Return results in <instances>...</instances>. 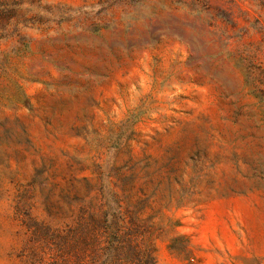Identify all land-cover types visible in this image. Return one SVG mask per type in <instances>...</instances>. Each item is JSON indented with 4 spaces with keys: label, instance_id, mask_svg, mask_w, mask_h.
Masks as SVG:
<instances>
[{
    "label": "rangeland",
    "instance_id": "obj_1",
    "mask_svg": "<svg viewBox=\"0 0 264 264\" xmlns=\"http://www.w3.org/2000/svg\"><path fill=\"white\" fill-rule=\"evenodd\" d=\"M116 205L264 264V0H0V264H105Z\"/></svg>",
    "mask_w": 264,
    "mask_h": 264
},
{
    "label": "trees",
    "instance_id": "obj_2",
    "mask_svg": "<svg viewBox=\"0 0 264 264\" xmlns=\"http://www.w3.org/2000/svg\"><path fill=\"white\" fill-rule=\"evenodd\" d=\"M101 195L102 199L107 196L112 199L118 197L110 191L102 192ZM104 214L107 218L101 228L107 243L103 246L101 257H105V264H158L151 232L144 221L124 220L118 205L107 208ZM67 242L68 249L77 256L75 242L70 237Z\"/></svg>",
    "mask_w": 264,
    "mask_h": 264
}]
</instances>
